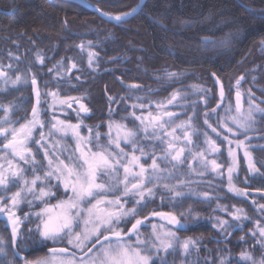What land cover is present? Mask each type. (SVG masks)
Listing matches in <instances>:
<instances>
[{
  "label": "trees",
  "instance_id": "trees-1",
  "mask_svg": "<svg viewBox=\"0 0 264 264\" xmlns=\"http://www.w3.org/2000/svg\"><path fill=\"white\" fill-rule=\"evenodd\" d=\"M92 1L103 12L116 14L128 11L139 0ZM262 10L264 0H146L139 12L125 24L117 26L72 0H0V63L7 62L12 65V70H6L11 76L18 73L28 76L30 72L37 74L39 87L51 91L56 90V83L45 86L44 81H53V77L60 71H63L65 76L69 75L67 68L71 63H76L80 70H74L70 74V84L78 86L71 87L65 83L60 87L59 94L61 97H85L82 102L88 106L91 114L81 117L83 124L91 127L102 125L96 129L102 133L107 132L110 119L133 128L134 125L129 119H122L130 115V106L133 103L148 105L152 102L151 108H146L140 113H148V110L154 112L157 110L156 105L166 102L175 90L187 94L186 100H180L179 103L197 102L198 114L193 124L203 131L206 129L203 114L206 111L211 112L220 102L213 73L222 82L225 91L223 107L218 110L219 117L225 115L229 106L231 111L227 114L234 111L236 81L241 77L243 80L238 87L248 90L252 99L264 108ZM204 37L217 40L229 37L230 42L227 47L204 46ZM88 41L93 43L94 48L81 51L79 45ZM89 51L98 54V59L93 64L95 71L89 68ZM38 55L43 58V64L37 59ZM16 57L19 60L15 59ZM117 57L119 59H114ZM62 58L63 67L49 73V69L57 65ZM167 72L180 73L179 81L169 80ZM76 77H80V80L77 81ZM132 85L139 87L129 93V87ZM5 88L7 92L0 91L1 101L18 105L11 115L16 113L17 122H24L31 114L34 102L31 83L29 82L27 87L18 86L14 89L10 85ZM198 89L206 90L207 94ZM129 95L131 98H128ZM109 96L119 101L111 104V108L115 109L114 113H109ZM122 96L125 97L124 100H120ZM21 97L24 99L21 100ZM135 97L143 99L137 101ZM205 100L207 108L204 106ZM41 107L47 110L46 104ZM73 108L77 106L74 105ZM168 109L185 112L176 121L188 120V116L192 114L191 107L186 110L179 107ZM62 115L70 123L75 124L78 121L73 109L65 107ZM42 119L51 120L50 113L42 114ZM216 119L214 116L209 122L215 126ZM254 119V130L249 134L253 137L264 136V114H257ZM44 131L47 132L48 129L45 128ZM85 134H88V128L82 129V135ZM39 135V132H36L35 138L39 139ZM55 140H60L67 148L71 147L70 136L61 139L57 134L53 137V141ZM102 142L106 144L107 138ZM251 143L250 152L255 167L260 174H264V150L254 147L264 146V139L254 138ZM30 146L35 152V143L32 142ZM162 147L157 143V154L161 153ZM145 150L151 152V147H146ZM197 150L198 148H193V152ZM36 159L45 163L42 150L37 153ZM220 159V162H225L224 155ZM150 162L151 156L142 161L145 165ZM159 163L160 166H165L163 161ZM186 164L187 161L182 171L186 170ZM45 170L40 169L38 174H43ZM28 178H32L30 170ZM200 180L202 182L197 183V189L200 191L197 193L202 195L207 192L220 199L201 202L189 197L173 207V202L167 198L169 194L158 191L152 203L137 216L121 223L119 228L127 232L136 219L149 216L153 211L172 212L179 216L191 208V214L182 218L184 229H171L176 231L180 238L191 237L199 243L196 248L191 249L190 257L184 255L178 244L176 253L166 256L168 264H205L206 261L207 264H219L221 257H228L231 264H244L240 261L242 252L251 253L256 259L262 256L258 243L261 238L255 229V222L264 221V211L260 210V206L264 205V176L256 175L252 178L248 167L240 160L234 183L241 191L247 193L244 197L230 192L223 180L210 174ZM15 189L16 187H10L6 193L0 192V195H7ZM55 190L58 195L61 194V189ZM162 196L165 197L163 200ZM218 205L220 208H226L227 213L237 208L243 209V216L247 219L231 220L230 224L236 225L235 229L230 227L222 233L214 225L217 218H229V215L218 209ZM39 207V203L31 209L24 205L19 212L24 214ZM36 223L33 219L30 223L23 224L25 233L29 227H35ZM152 223L163 222L150 218L146 227L140 229L145 237L152 232ZM253 232L256 233L255 236ZM0 236L11 244L10 231L4 226L2 219ZM227 236L226 240H220ZM37 239L38 234L34 233L31 239L21 242L31 249L21 253L27 261L34 262L45 258L51 247L60 245L47 243L41 247ZM132 239L134 241L135 237ZM8 253L11 259L10 246ZM160 255L163 256L164 253L161 252ZM16 264H24V261H17ZM156 264H160L159 258L156 259Z\"/></svg>",
  "mask_w": 264,
  "mask_h": 264
},
{
  "label": "snow or ice",
  "instance_id": "snow-or-ice-1",
  "mask_svg": "<svg viewBox=\"0 0 264 264\" xmlns=\"http://www.w3.org/2000/svg\"><path fill=\"white\" fill-rule=\"evenodd\" d=\"M140 7L141 5L137 4L128 11L116 14L106 13L100 9H96V11L102 18L120 26L125 24L128 18L134 16ZM229 42V37L219 40L211 37L202 39L204 46L227 47ZM79 47L83 51L85 48H94V45L88 41ZM88 55L89 68L95 71L93 64L97 61L98 54L89 51ZM15 59L19 60L18 57ZM37 59L43 64L41 56L38 55ZM62 67L63 58L52 69H49V73ZM5 68L12 70V65L0 66V79L5 85L10 82L14 89L18 86H28L29 81L26 75L18 73L15 79H10ZM74 70L79 71L80 69L76 63H71L67 68L69 75L65 76V73L60 71L56 77H53V81H44L45 86L52 82H55L57 86L56 90L47 93L40 89L37 74L31 75L35 104L32 107L31 118L19 127L13 126L15 122L10 121V114L18 105L0 104V110L4 113L0 117V139L5 141L0 146V153H4V155H0V192L6 193L10 187L18 186L17 191L11 196L0 195V219H4L6 216V227L9 225L11 227L10 245L3 236H0V264H16L20 260H23L24 264H30L21 253L31 251V249L22 245L21 242L31 239L34 233L38 234L37 242L41 247L47 243L53 245L66 243V246L49 249L45 258L38 259L31 264H156L157 258L160 259V264H168L166 256L175 254L178 244L184 254H189L191 249L196 248L199 243L191 237L181 242L176 231L171 230V228L177 230L184 228L182 218L186 214H191V208L187 210V213H180L179 216L172 212L153 211L149 216L136 219L127 232L120 229L119 225L142 212L149 203L153 202L158 191L169 194L167 198L173 202V207L189 197L201 202L220 199L207 192L201 195L190 187L193 183L202 182V180H193L191 177L194 174L203 177L204 172L208 171L209 165H211V172L221 180L225 174L227 175L230 192L235 193L238 197L246 196V192L237 189L233 184V178L238 169L236 150L241 148L244 149V156L252 178H255L256 175L264 176L255 167L249 151V141L254 138L264 139V136L249 137L245 135L254 130L253 125L256 123L253 118L254 114H264V108L250 102L248 112L242 113L240 111L241 93L237 91V116L231 117L229 122L227 118V113L231 111V106H229L225 110V116L219 117L218 110L223 107L225 99L224 87L219 78L216 79V83L220 84V102L211 112L206 111L203 114L204 126L215 134L216 139H213L208 132H203L206 147L194 153L193 148L200 147L197 141L201 132L199 126L193 124L197 118L198 105L196 101L179 103L180 100H186V93L175 90L166 102L156 105L155 114L151 111L147 115L136 114L137 111L143 113L146 108H151L152 102H149L148 105L133 103L130 106L132 108L130 116L134 121L139 122L137 127L130 129L126 125L110 119L108 132L102 133L96 130L102 125L91 127L83 124L81 117L91 114V110L82 102L85 97H60L59 89L63 84L68 83L71 87L78 86L70 84L72 79L70 74ZM166 76L169 80L178 82L181 74L167 72ZM76 79L79 81L80 77H76ZM242 80L243 77L237 79V87ZM138 87L137 85L130 86L129 93ZM198 90L207 94L206 90ZM0 91L7 92V89L0 88ZM47 98H50V102ZM128 98L131 96L129 95ZM124 99L125 97H120V100ZM135 99L141 101L143 98L135 97ZM108 101L109 113H114L115 109L111 108V104L119 103V101L112 96L108 97ZM46 103L48 104L47 110L41 107ZM74 105L77 108L74 109ZM65 106L76 111L77 123L73 124L59 118L57 110L63 111ZM204 106L207 108V100H205ZM170 107H179L185 110L191 107L192 114L188 116L187 121H181L175 127L169 128L179 116L185 114V112L168 111L167 109ZM48 112L51 113V120L42 119V114ZM214 116L217 117L215 126L209 123ZM122 119H128V117H122ZM229 123L232 126H229ZM45 128L48 129L47 132L44 131ZM83 128H88L87 135H82ZM36 132L40 134L39 139L35 138ZM177 133H182V136ZM57 134L61 139L71 135L75 142V148L69 150L60 140L53 141V137ZM141 134H143V140L139 138ZM222 134L223 138L221 139ZM238 136H245V139H234ZM105 137L107 144L102 142ZM193 137L196 139L194 140ZM32 142L37 146L35 152L30 146ZM157 143L163 146L160 154L156 152ZM234 143L235 150L232 147ZM222 144H227L230 160L226 170L221 163L217 162V159H208L209 156L218 158L223 156ZM129 146L131 152L125 151ZM149 146L151 152L145 150ZM254 147L264 150V146ZM41 150L46 164L36 159L37 153ZM189 155H191V160H188ZM149 156H151L152 162L145 166L142 161H145ZM160 161L171 165V167H161ZM186 161L188 170L184 172L182 169ZM194 161L203 171H197L193 167ZM42 168L46 170L41 176L38 172ZM29 170L32 173L31 179H28ZM173 180L176 183H169ZM61 188L67 199H60L57 203L51 204L50 201L56 197V192L53 189ZM185 188L187 191L181 190ZM28 197H32V199H28ZM164 198L161 197L162 200ZM4 200H8L9 203L5 205ZM24 202H27L30 209L37 202L44 206L38 211H29L21 217L17 215V209ZM128 203H133L134 206L127 208ZM217 207L227 213L226 208H220L219 205ZM260 210L264 211V205L260 206ZM227 214L232 217L233 221L247 219L246 216H243V209L237 208ZM154 217H159L167 224H153L152 232L145 237L140 229L146 227L147 221ZM33 219L37 221L35 227H29L25 233L22 225L30 223ZM214 227L223 233L227 228L235 229L236 225L230 224L225 219L217 218ZM257 228L261 237L258 242L264 247V227L259 225V221ZM77 229L80 230L77 231ZM252 234L255 236L256 233ZM132 237H135L134 241ZM9 246L11 247V259H9L8 253ZM161 252L164 253L163 256L160 255ZM240 261H243L244 264H248V262L264 264V257L257 262L251 254L242 252ZM219 264H231V261L228 257H221Z\"/></svg>",
  "mask_w": 264,
  "mask_h": 264
},
{
  "label": "rangeland",
  "instance_id": "rangeland-1",
  "mask_svg": "<svg viewBox=\"0 0 264 264\" xmlns=\"http://www.w3.org/2000/svg\"><path fill=\"white\" fill-rule=\"evenodd\" d=\"M7 65H10L9 63H7V62H2V63H0V66H7ZM5 70H8V69H6L5 68ZM33 73H31L30 72V74L27 76V79H28V81L31 83V75H32ZM17 75V74H16ZM16 75L15 76H11V75H8V77H10V79H15V77H16ZM11 84H10V82L8 83V84H4V82H3V80L2 79H0V88L1 87H7V86H10ZM41 89V88H40ZM43 92H45V93H47V92H49V91H51V90H44L43 88L41 89ZM237 91H239L240 93H241V108H240V111L242 112V113H247L248 112V109H249V104H250V102L251 103H254L255 105H258L259 106V104L254 100V99H252V97H251V94H249V92H248V90H244V89H242L241 87H237V90H236V93H237ZM61 97V96H60ZM251 98V99H250ZM47 99H49V102H50V98H47ZM46 107H47V109H48V104L46 103ZM66 107V106H65ZM260 107V106H259ZM173 108V107H172ZM65 109V108H64ZM63 109V110H64ZM168 111H172V112H179V110H177V109H167ZM234 111L233 112H231L230 114H227V118L229 119V122L231 121V117H234V116H237V110H236V104H235V108L233 109ZM149 111H151V110H148V112ZM157 111V110H156ZM156 111L154 110V112H152L153 114H155L156 113ZM62 112L63 111H60L59 109L57 110V115L59 116V118L60 119H62V120H65L64 119V117H63V115H62ZM50 113V112H49ZM136 114L137 115H147L148 113H145V114H141L140 112H136ZM257 114H259V113H256V114H254V117L253 118H255V116L257 115ZM50 115H51V113H50ZM225 115H222V117H224ZM31 118V114L27 117V119L24 121V122H17V120H11V121H13V122H15L14 123V125L13 126H15V127H19L21 124H24L27 120H29ZM128 119L132 122V124L134 125V127L133 128H135V127H137L138 125H139V122L138 121H134L133 119H132V117L129 115L128 116ZM183 121H187V120H183ZM181 121L180 120H178V121H176V122H174L173 124V126H169V128H171V127H175V125L176 124H179ZM210 123V122H209ZM5 126H7V125H5ZM229 126H232L231 125V123H229ZM129 128V127H128ZM131 129V128H130ZM187 130V129H186ZM200 130V129H199ZM218 131H219V129H218ZM107 132H108V127H107ZM106 132V133H107ZM200 132H201V135H200V138H199V140L197 141V143H199V145H200V147L198 148V150L196 151V152H199L202 148H205L206 147V145L204 144V139H205V137H204V135H203V132H208V134L213 138V139H216V136H215V134H213V133H211V130L210 129H208V128H206V129H204L203 131H201L200 130ZM223 134H226V133H223ZM223 134H222V136H221V139L223 138ZM85 135H87V134H85ZM113 135H115V133H113ZM177 135H181L182 136V133H177ZM246 136H249V137H253L252 136V134H249V132L248 133H246L245 134ZM70 136V138H71V147L70 148H68L69 150H71V149H74L75 148V142H74V140L72 139V137H71V135H69ZM140 139H142L143 140V135L141 134V136L139 137ZM231 138V137H230ZM193 139L195 140L196 138L195 137H193ZM234 139H239V140H244L245 139V136H238V137H235ZM252 140V139H251ZM251 140L249 141V145H250V147L252 146V143H251ZM217 143H219V140H217ZM107 144V143H106ZM123 146V145H122ZM178 146H182V145H178ZM221 147H222V149H223V155H224V158H225V164L224 163H222V162H220L222 159H220V157L218 158V157H216V156H209L208 157V159L209 160H211V159H217V162L218 163H221L222 164V166L224 167V169L226 170L227 169V167H228V165H229V163H230V160H229V157H228V152H227V144H222L221 145ZM232 147H233V149L235 150V143L232 145ZM250 147H249V151H250ZM131 148H130V146H129V149L127 150V149H125V151H128V152H131V150H130ZM237 151V159H238V169H239V166H240V160L241 161H243V163H245V166H247L248 167V162H247V160L245 159V156H244V149L243 148H241V149H239V150H236ZM195 153V152H194ZM250 154H251V152H250ZM0 155H4V153H0ZM190 157H189V159L191 160V155H189ZM251 156H252V154H251ZM253 157V156H252ZM9 158H11V157H9ZM220 159V160H219ZM152 162V161H151ZM151 162H150V164H151ZM165 163V162H164ZM45 164H46V161H45ZM150 164H148V165H150ZM148 165H145V166H148ZM186 166V170H188V164H186L185 165ZM195 166H196V169H197V171H203L202 169H200L199 168V165H198V163L197 162H193V167L195 168ZM162 167V166H161ZM163 167H171V165H167V164H165V166H163ZM238 169H237V173H238ZM249 169V168H248ZM185 170V171H186ZM184 171V172H185ZM207 174H210V176H212V177H214V178H219L216 174H213L212 172H211V165H209V169H208V171L207 172H204V174H203V177H201V176H199V175H196V174H194L192 177H191V179H193V180H200V179H202V178H204V177H206L207 176ZM41 176L43 175V174H40ZM237 175V174H236ZM197 177V179H195V177ZM234 178H235V176H234ZM234 178H233V184H234V186L236 187V185H235V183H234ZM28 179H31V178H28ZM104 179H106V178H104ZM220 179V178H219ZM223 181L225 182V184H226V187H227V189H228V180H227V175L225 174V176H224V178H223ZM53 183H55L54 181H53ZM169 183H176V181L175 180H173V181H170ZM197 183H193V184H191L190 185V187L195 191V192H198V191H200L199 189H197ZM149 187H151V185H149ZM17 188H18V186L16 187V189H15V191H17ZM237 189H239L238 187H236ZM182 191H187V188H185V189H181ZM240 190V189H239ZM15 191H13V192H10V193H8L7 195L8 196H11V194L12 193H14ZM53 191L54 192H56V190L55 189H53ZM28 199H32V197H28ZM60 199H67V196H65L64 195V191H63V189L61 188V194L60 195H58L57 194V192H56V199L55 200H53V201H50V203L51 204H55V203H57V201L58 200H60ZM93 203H94V201H92ZM9 203V201L8 200H4V204L5 205H7ZM37 203H39V202H37ZM40 204V203H39ZM24 205H26V206H28V204H27V202H24V203H22L21 204V206L17 209V215H19V216H21V217H23L24 216V214H20V209H21V207L22 206H24ZM44 205L43 204H40V207L39 208H41V207H43ZM127 208H132L133 206H134V204L132 203H128L127 205ZM39 208L37 209V210H33V212H35V211H38L39 210ZM229 218H222V219H225V220H227V221H229V223L231 222V220H232V217L229 215L228 216ZM257 222L258 221H256L255 222V229H256V231L259 233V231H258V228H257ZM153 224H157V225H160L161 223H152L151 224V227H152V225ZM162 224H164V223H162ZM259 225L261 226V227H264V221L262 222V221H259ZM174 229V228H173ZM173 229H171V230H173ZM80 229H77V231H79ZM174 231V230H173ZM177 234V233H176ZM177 236H178V234H177ZM180 238V237H179ZM261 238V237H260ZM184 239H186V238H180V241L182 242ZM259 243V242H258ZM59 246H61V247H65L66 246V243L65 244H60ZM259 246H260V248H261V251H262V256H259L257 259L256 258H254L253 256H252V254L251 253H249V254H251V256L255 259V261H257V262H259L260 260H261V258L264 256V247H262L261 245H260V243H259ZM190 254L191 253H189V254H184L186 257H190ZM28 262H30V264H31V262L32 261H28ZM249 264H251V262H248Z\"/></svg>",
  "mask_w": 264,
  "mask_h": 264
},
{
  "label": "water",
  "instance_id": "water-1",
  "mask_svg": "<svg viewBox=\"0 0 264 264\" xmlns=\"http://www.w3.org/2000/svg\"><path fill=\"white\" fill-rule=\"evenodd\" d=\"M72 1H75V2H77V3H79V4L84 5L85 7L91 9L93 12L97 13V14L100 16V13H99L98 11H96V9H99V8H98V6H97L92 0H72ZM145 1H146V0H139V1L137 2V4H140V5H141L140 9H138L137 12H139V11L141 10V8L143 7ZM137 4H136V5H137ZM100 10H101V9H100ZM101 11H102V10H101ZM137 12H136V13H137ZM100 17H101V16H100ZM101 18H102V17H101ZM103 19L107 20L106 18H103ZM128 19H129V18H128ZM214 78H215V83H216V79H217V77L214 76ZM220 82H221V81H220ZM221 84H222V82H221ZM216 86H217L218 92L220 93V84H217V83H216ZM234 98H235V103H236V105H237L236 95H235ZM34 104H35V95H34V102H33V105H34ZM32 107H33V106H32ZM240 108H241V99H240ZM31 112H32V110H31ZM164 213H167V212H164ZM151 219H155V220H158V221H161V222L167 224L166 221L161 220L159 217H154V218H151ZM4 220L6 221V224H7V217H6V216L4 217ZM131 225H132V224H131ZM8 227H9V231H10V234H11V227H10V225H9ZM130 227H131V226H130ZM130 227H129V228H130ZM183 229H184V228H183ZM183 229H180L179 231H181V230H183ZM176 230H177V229H176ZM227 238H228V236L225 237V238H220V240H226ZM53 247L60 248L61 246H53ZM53 247H51V248H53ZM51 248H50V249H51ZM21 255L24 256L23 254H21Z\"/></svg>",
  "mask_w": 264,
  "mask_h": 264
},
{
  "label": "flooded vegetation",
  "instance_id": "flooded-vegetation-1",
  "mask_svg": "<svg viewBox=\"0 0 264 264\" xmlns=\"http://www.w3.org/2000/svg\"><path fill=\"white\" fill-rule=\"evenodd\" d=\"M235 95H236V93L234 94V97H235ZM0 101H1V99H0ZM0 104H5V105H7V104H11L10 102H0ZM236 104V103H235ZM16 109H17V107L15 108V110L14 111H16ZM15 114V115H14ZM13 114V116L10 114V121L11 120H16L17 118H18V116L16 117V113H14ZM4 115V113H3V111L2 110H0V117H2ZM5 141L4 140H2V139H0V146H2L3 145V143H4ZM3 221H4V226H6V221L4 220V219H2ZM8 227V226H7ZM8 230H9V227H8Z\"/></svg>",
  "mask_w": 264,
  "mask_h": 264
}]
</instances>
